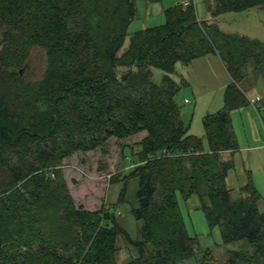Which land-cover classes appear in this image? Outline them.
Masks as SVG:
<instances>
[{
	"label": "trees",
	"instance_id": "obj_1",
	"mask_svg": "<svg viewBox=\"0 0 264 264\" xmlns=\"http://www.w3.org/2000/svg\"><path fill=\"white\" fill-rule=\"evenodd\" d=\"M262 6L220 0L218 13ZM134 16V0H0V264H120L116 239L127 234L105 207L75 205L62 163L138 136L122 148L137 157L128 177L138 180L131 213L141 222L138 240L127 238L138 255L126 264L198 259L177 195L199 198L224 247L246 245L229 250L223 264H264L262 198L249 177L232 199L225 180L233 163L220 158L237 150L231 111L249 102L238 86L243 62H261L264 82V43L237 36L215 45L194 6L177 3L164 10V24L133 33L119 54ZM34 49L44 51L46 65L28 79ZM215 52L233 81L221 110L203 119L206 152L181 119L189 100L181 102L175 66Z\"/></svg>",
	"mask_w": 264,
	"mask_h": 264
},
{
	"label": "rangeland",
	"instance_id": "obj_2",
	"mask_svg": "<svg viewBox=\"0 0 264 264\" xmlns=\"http://www.w3.org/2000/svg\"><path fill=\"white\" fill-rule=\"evenodd\" d=\"M185 2H189L194 6L197 17L202 21L210 19L209 15L211 16L213 14V19L216 22L212 23V21H208L205 23V26L207 35L215 45L223 43L225 38H233L244 34H249L252 37L257 36L259 37L257 38L258 40L261 39L264 41V24L258 22V18L255 14L247 15L249 11L246 10L219 15L217 12L220 0H160L154 3L147 0H134L135 16L127 28V36L119 54L128 47L130 35L141 29L152 28L164 24V10L177 3L184 4ZM262 7L264 8V6ZM261 14L263 13L259 12L258 14L257 12L258 17L264 21V17H261ZM217 16L218 19L220 18L219 24H217ZM212 27L215 28V33L211 30ZM217 31L219 34L218 38ZM2 32L3 31L0 30V40ZM187 42L188 44L189 42L195 43L191 38L187 39ZM196 46L197 44L195 43V48ZM187 47H189V45H187ZM221 50L222 55L225 56L226 50L223 48H221ZM185 51L186 50H182L180 56H183ZM28 63L29 73L26 75L27 78H39L41 74H43L46 65L44 51L34 49ZM262 67L263 65L261 62H255L253 59H247L243 62L238 78L240 91H243L244 94H249L248 85H252L251 82L255 79V76L258 77L259 72H257V70L259 71ZM180 77L181 76L176 74V79H178V81ZM246 77L249 78V82ZM245 79L248 83L245 82ZM179 95L182 96L183 91H181ZM185 106L188 109L193 107V105L189 107L188 105ZM238 122L237 120L236 123L238 124ZM193 130L194 129L191 128V131ZM191 131L188 130V133L191 134ZM193 133L196 134V132ZM248 135L252 144L260 139V135L255 130L251 129ZM140 138L141 136H138L120 142L111 139L101 149H96L88 153H77L65 159L62 163L64 181L68 193L72 197L75 205H81L88 210H97L101 207H105L106 210L114 214L115 221L125 231L127 238L131 241L138 240L139 229L141 227V222L136 221L131 213V210L137 205L136 192L138 180L128 177L131 170L130 161H137V157L133 155L129 148H126L122 155V148L123 145L132 146L139 142ZM242 141L241 143L240 141L236 142L237 148L239 145H244V140ZM133 151L137 153L139 150L134 148ZM235 152L237 151L233 153ZM227 160L234 162L229 159ZM235 163L237 162L235 161ZM241 165L242 164H239L238 167L234 166L228 173L227 188L230 191L232 199H237L241 194L239 189L245 186L243 176L242 179L241 175L239 176V167L242 168ZM4 176L5 171L0 168V188L1 185H3ZM123 189L125 190L123 200H121L120 194ZM262 200H264V197ZM177 202L186 232L188 236L195 238L197 243L196 247L198 253L196 252V255L198 259L193 260L190 258L186 264H223L227 259L229 250L244 249L246 247V245H242L240 242L232 243L225 247L221 244L219 230L217 227L210 230L207 226L197 196L192 195L188 200H183L180 195H177ZM127 238L123 235H119L116 239L117 252L115 257L116 261L120 264H126L138 255L136 249ZM204 251H206L205 254Z\"/></svg>",
	"mask_w": 264,
	"mask_h": 264
},
{
	"label": "crops",
	"instance_id": "obj_3",
	"mask_svg": "<svg viewBox=\"0 0 264 264\" xmlns=\"http://www.w3.org/2000/svg\"><path fill=\"white\" fill-rule=\"evenodd\" d=\"M247 11H249L247 15L255 14L258 18V22L264 24V21L257 15V12L258 14L260 12L263 13L261 14V17H264L263 7H256ZM209 17L210 19H206V22H216L213 19V14L211 16L209 15ZM219 22L220 18L218 19L217 16V24H219ZM242 36L248 37L253 40H258L257 38H259L257 36L252 37L249 34H244ZM258 41L264 43V41H262L261 39H259ZM175 73L181 76L184 81V88L181 90L183 91V95L180 96L181 102L189 100V103L184 104V106L188 105L189 107L190 105H193V107L189 109L186 108V106L183 107L181 119L184 125L189 126L190 131L191 128L194 129L193 131H191V134L201 138L203 149L204 151L208 152L209 148L204 134L203 119L205 118V116L214 115L219 110H221L224 105V93L226 87L230 83H232L233 80L231 79L225 66L223 65L218 52L197 57L185 65L178 63L175 67ZM246 79H248L249 82V78L246 77ZM254 80L251 82V86L248 85L249 94H246V98L249 102L246 105L231 111V124L235 141H240L241 143V141L244 140V145H239L236 150L237 152L235 153L231 151L220 153V158L222 161H228L227 159L234 161L232 162L234 163L233 167H238L239 164H242V168L239 167V176L241 175V179L243 176V182L245 184L248 181L247 178L250 177L253 182L254 188L256 189L260 197L263 198L264 82L257 76H255ZM256 97L259 98V102L253 104L251 100H254V98ZM237 120L239 121L238 124L236 123ZM251 129L257 131V133L260 135V139H258L254 144L250 142L248 135ZM261 129L263 130V132ZM193 132H196V134H194ZM235 161L237 163H235ZM228 173L225 180L226 185L228 182ZM260 206L264 207V200H261Z\"/></svg>",
	"mask_w": 264,
	"mask_h": 264
},
{
	"label": "built area",
	"instance_id": "obj_4",
	"mask_svg": "<svg viewBox=\"0 0 264 264\" xmlns=\"http://www.w3.org/2000/svg\"><path fill=\"white\" fill-rule=\"evenodd\" d=\"M183 5H184V6H188V5H189V2H185ZM186 102H187V101H186ZM251 102H252L253 104L259 102V98L256 97V98H254V100H251Z\"/></svg>",
	"mask_w": 264,
	"mask_h": 264
},
{
	"label": "water",
	"instance_id": "obj_5",
	"mask_svg": "<svg viewBox=\"0 0 264 264\" xmlns=\"http://www.w3.org/2000/svg\"><path fill=\"white\" fill-rule=\"evenodd\" d=\"M24 71H25V69H24V70H21L20 73H22V72H24Z\"/></svg>",
	"mask_w": 264,
	"mask_h": 264
}]
</instances>
